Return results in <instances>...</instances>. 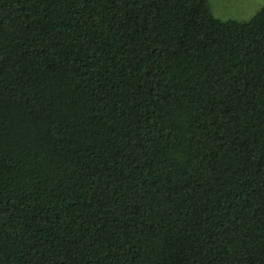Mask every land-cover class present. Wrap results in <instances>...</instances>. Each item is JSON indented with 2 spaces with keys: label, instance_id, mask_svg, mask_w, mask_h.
I'll use <instances>...</instances> for the list:
<instances>
[{
  "label": "trees",
  "instance_id": "16d2710c",
  "mask_svg": "<svg viewBox=\"0 0 264 264\" xmlns=\"http://www.w3.org/2000/svg\"><path fill=\"white\" fill-rule=\"evenodd\" d=\"M0 264H264V5L0 0Z\"/></svg>",
  "mask_w": 264,
  "mask_h": 264
},
{
  "label": "rangeland",
  "instance_id": "374dc122",
  "mask_svg": "<svg viewBox=\"0 0 264 264\" xmlns=\"http://www.w3.org/2000/svg\"><path fill=\"white\" fill-rule=\"evenodd\" d=\"M213 15L222 20H249L264 5V0H209Z\"/></svg>",
  "mask_w": 264,
  "mask_h": 264
}]
</instances>
